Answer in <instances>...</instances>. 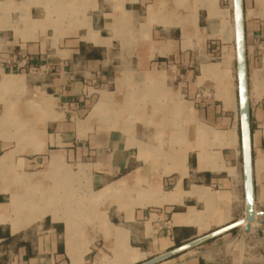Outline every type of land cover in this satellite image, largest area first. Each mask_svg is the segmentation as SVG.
I'll return each mask as SVG.
<instances>
[{
  "label": "crops",
  "instance_id": "1",
  "mask_svg": "<svg viewBox=\"0 0 264 264\" xmlns=\"http://www.w3.org/2000/svg\"><path fill=\"white\" fill-rule=\"evenodd\" d=\"M223 2L0 0V264H264V217L242 251L169 255L248 212ZM243 33L263 213L264 0H243Z\"/></svg>",
  "mask_w": 264,
  "mask_h": 264
},
{
  "label": "water",
  "instance_id": "2",
  "mask_svg": "<svg viewBox=\"0 0 264 264\" xmlns=\"http://www.w3.org/2000/svg\"><path fill=\"white\" fill-rule=\"evenodd\" d=\"M235 19H236V29H237V51H238V77H239V97L241 104V125H242V141H243V159L244 165L246 168V180H247V205L248 212L246 215L247 223L250 227L251 223L255 221V217H264L263 213H256L253 210V193L251 188V173H252V159H251V149H250V128H249V117H248V105H247V86H246V68L244 61V33H243V0H235ZM238 223L233 224L231 228H227L225 230L218 231L212 235L206 236L197 240L205 241L211 239L217 234L222 232H226L236 227ZM195 241V242H197ZM194 242L175 250L173 253L169 255H173L176 253H180L182 251L187 250ZM166 257V256H165ZM164 257V258H165ZM157 259L151 264L159 261Z\"/></svg>",
  "mask_w": 264,
  "mask_h": 264
},
{
  "label": "rangeland",
  "instance_id": "3",
  "mask_svg": "<svg viewBox=\"0 0 264 264\" xmlns=\"http://www.w3.org/2000/svg\"><path fill=\"white\" fill-rule=\"evenodd\" d=\"M223 1L224 0H222V5L223 6H227V3H224ZM174 8L171 9V12L176 11V13L178 15L180 13L179 9H174ZM205 47L207 49H209V51L218 50V49L220 50L221 49V45L220 44L217 45V44H215V42H213L211 40L207 41ZM209 59H211V58L209 57ZM246 219H247L246 217H243L239 221L236 222V223H238V225H236V227L231 230V236L230 237L227 235L228 233L222 232L220 234L215 235L211 239H208V240H205V241H200V242H198V241L194 242L183 253L193 254L195 252H203V251H205L208 248V246L211 245V243H216V246H218V247H226V246H230L235 241H241L242 242V243H240L241 246L238 248V249H241V251H242L243 248H244V245H245V241L243 242L244 231H249L250 230ZM92 223H95V222L92 220ZM232 246H233V244H232ZM232 246L229 247V248L232 249L233 251H235L236 249L234 247H232Z\"/></svg>",
  "mask_w": 264,
  "mask_h": 264
},
{
  "label": "built area",
  "instance_id": "4",
  "mask_svg": "<svg viewBox=\"0 0 264 264\" xmlns=\"http://www.w3.org/2000/svg\"><path fill=\"white\" fill-rule=\"evenodd\" d=\"M22 64H18L17 68L20 69L22 67H25L27 65V61L26 59H23V61L21 62ZM28 72L30 74H33V75H42L44 73H48V69L47 68H42V67H38V66H35V65H31L28 69ZM259 217L256 216L255 217V220H257Z\"/></svg>",
  "mask_w": 264,
  "mask_h": 264
},
{
  "label": "bare ground",
  "instance_id": "5",
  "mask_svg": "<svg viewBox=\"0 0 264 264\" xmlns=\"http://www.w3.org/2000/svg\"><path fill=\"white\" fill-rule=\"evenodd\" d=\"M232 2V1H231Z\"/></svg>",
  "mask_w": 264,
  "mask_h": 264
}]
</instances>
